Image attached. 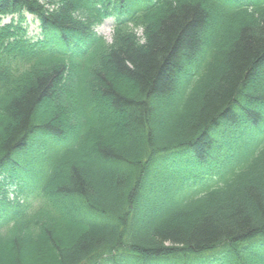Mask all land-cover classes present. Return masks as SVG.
<instances>
[{
	"label": "trees",
	"instance_id": "trees-1",
	"mask_svg": "<svg viewBox=\"0 0 264 264\" xmlns=\"http://www.w3.org/2000/svg\"><path fill=\"white\" fill-rule=\"evenodd\" d=\"M0 264H264V0H0Z\"/></svg>",
	"mask_w": 264,
	"mask_h": 264
},
{
	"label": "rangeland",
	"instance_id": "rangeland-1",
	"mask_svg": "<svg viewBox=\"0 0 264 264\" xmlns=\"http://www.w3.org/2000/svg\"><path fill=\"white\" fill-rule=\"evenodd\" d=\"M11 21V17H8L5 19V22H9ZM27 24L29 25V31L31 33V35H37L40 33V23L37 19H35L34 16L28 14L27 15ZM115 24V20L113 18H110L108 20H106L103 24L99 25L96 27V31L104 36V38L108 41V42H112L113 41V34H114V25ZM14 188L11 187L10 188V196L14 195L13 192Z\"/></svg>",
	"mask_w": 264,
	"mask_h": 264
}]
</instances>
